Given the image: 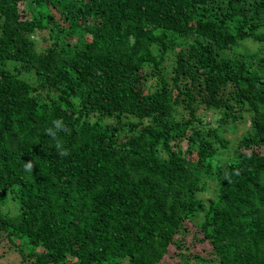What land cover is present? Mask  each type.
I'll use <instances>...</instances> for the list:
<instances>
[{
  "label": "trees",
  "instance_id": "obj_1",
  "mask_svg": "<svg viewBox=\"0 0 264 264\" xmlns=\"http://www.w3.org/2000/svg\"><path fill=\"white\" fill-rule=\"evenodd\" d=\"M187 223L264 264V0H0L16 264H159Z\"/></svg>",
  "mask_w": 264,
  "mask_h": 264
},
{
  "label": "rangeland",
  "instance_id": "obj_2",
  "mask_svg": "<svg viewBox=\"0 0 264 264\" xmlns=\"http://www.w3.org/2000/svg\"><path fill=\"white\" fill-rule=\"evenodd\" d=\"M44 45V43H40ZM247 47L251 44H246ZM247 126V123H241L238 127V131L234 134L229 133L228 137L234 139L240 133H242ZM182 145H185V139L182 141ZM188 227L182 228L179 233L174 236V244L169 248L166 258L161 260L159 264H177L178 258L176 256L177 246L180 244L181 252L199 254L209 261L203 264H217L218 261L214 260L215 257L210 251V244L203 238V235L197 230L191 223H187ZM19 262V258L14 252L13 247L9 244L5 245L4 242H0V264H16ZM193 264V263H190Z\"/></svg>",
  "mask_w": 264,
  "mask_h": 264
}]
</instances>
